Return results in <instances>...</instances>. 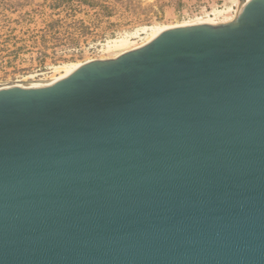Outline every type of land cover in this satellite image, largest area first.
<instances>
[{
	"label": "water",
	"instance_id": "water-1",
	"mask_svg": "<svg viewBox=\"0 0 264 264\" xmlns=\"http://www.w3.org/2000/svg\"><path fill=\"white\" fill-rule=\"evenodd\" d=\"M241 9L0 87V264H264V0Z\"/></svg>",
	"mask_w": 264,
	"mask_h": 264
},
{
	"label": "rangeland",
	"instance_id": "rangeland-1",
	"mask_svg": "<svg viewBox=\"0 0 264 264\" xmlns=\"http://www.w3.org/2000/svg\"><path fill=\"white\" fill-rule=\"evenodd\" d=\"M239 1L0 0V84L42 82L71 62L116 57L156 25L225 20Z\"/></svg>",
	"mask_w": 264,
	"mask_h": 264
},
{
	"label": "bare ground",
	"instance_id": "bare-ground-1",
	"mask_svg": "<svg viewBox=\"0 0 264 264\" xmlns=\"http://www.w3.org/2000/svg\"><path fill=\"white\" fill-rule=\"evenodd\" d=\"M249 0H240L239 1V7L236 10V13L233 14L232 16L226 18L225 20L222 21H215L213 19H206V20H198L195 22V24L197 23H212V24H224V23H229L232 22L234 20H236L242 13V9H241V5L243 2V5L247 4ZM239 13V16H238ZM187 23V22H186ZM190 23V22H188ZM184 24V23H182ZM176 25H180V24H176ZM171 26H175V25H160L156 27H152V30L150 33H148V35L146 37H144V41L141 42L140 44H137L136 46L133 47V49L135 48H139L141 46H143L144 44H146L147 42H149L150 40L154 39L155 37H157L160 33H162L163 31H165L166 29H168ZM151 29V28H150ZM131 50V49H130ZM128 51V50H127ZM126 52V51H125ZM124 53V52H123ZM122 54V53H121ZM120 55V54H119ZM118 56V55H117ZM84 62H71L69 64H66L64 66H62V72L60 73L59 76H53L51 79L46 80V81H42V82H52V81H57L60 80L68 75H70L72 72H74L78 67H80ZM59 69V68H58ZM33 82L30 83H26V82H9V83H5V84H0V87H8V86H13L16 84H32ZM34 83H39V82H34Z\"/></svg>",
	"mask_w": 264,
	"mask_h": 264
}]
</instances>
